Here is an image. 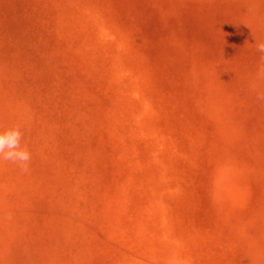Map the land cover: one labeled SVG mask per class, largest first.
<instances>
[{"label": "rangeland", "instance_id": "1", "mask_svg": "<svg viewBox=\"0 0 264 264\" xmlns=\"http://www.w3.org/2000/svg\"><path fill=\"white\" fill-rule=\"evenodd\" d=\"M264 0H0V264H264Z\"/></svg>", "mask_w": 264, "mask_h": 264}, {"label": "clouds", "instance_id": "2", "mask_svg": "<svg viewBox=\"0 0 264 264\" xmlns=\"http://www.w3.org/2000/svg\"><path fill=\"white\" fill-rule=\"evenodd\" d=\"M256 51L261 53L260 60L264 61V41H255ZM257 99L264 100L258 95ZM23 132L19 124L4 127L0 125V162L16 165L22 173H28L31 167L32 154L27 145L22 143Z\"/></svg>", "mask_w": 264, "mask_h": 264}]
</instances>
